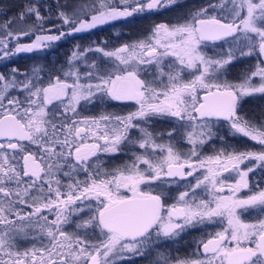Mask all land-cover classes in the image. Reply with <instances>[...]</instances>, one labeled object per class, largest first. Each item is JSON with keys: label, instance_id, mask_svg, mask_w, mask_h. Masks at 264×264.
<instances>
[{"label": "snow or ice", "instance_id": "1", "mask_svg": "<svg viewBox=\"0 0 264 264\" xmlns=\"http://www.w3.org/2000/svg\"><path fill=\"white\" fill-rule=\"evenodd\" d=\"M175 2L119 0L118 6L112 0H92L78 10L60 5L74 10L59 11L58 16L72 32H80ZM225 6H230L228 15L211 14L217 10L222 13ZM26 15L35 16L37 21L45 19L39 7L30 5L18 18L0 26L3 57L46 48L65 35L62 31L60 35L43 34L42 27L17 26V19ZM237 33L244 37L248 49L242 55L264 58V0H221L218 5L200 8L183 23L156 25L148 41L124 44L108 52L98 48L112 58L114 67L100 74L93 64L94 70L84 73L88 83H81L79 70L72 69L64 73L63 80L58 75L50 77L46 86L38 79L18 81L16 69L11 78L0 73V251L8 257L0 258V264H112V257L122 252L141 254L144 242L153 235L175 237L189 226L216 218L226 219L227 226L201 242L202 258L161 254L158 264H264V219L244 223L237 213L238 209L264 208V189L247 198L237 197L242 189L249 188L247 177L253 171L240 166L245 161L264 162V151L221 149L203 159L197 152L214 135L213 118L227 121L234 135L264 147V124L257 125L237 113L243 96L264 94V59L242 82L233 83L221 75L234 54L229 51L213 58L201 51L207 42ZM33 36L31 43H21L22 38ZM83 55L73 52L72 60ZM169 57L174 58L178 71L165 64ZM147 65H153L156 72L146 81L140 72L141 66ZM184 70H194V78L183 81ZM257 77L260 83L254 85L252 80ZM18 86L27 93L23 101L9 95V89ZM97 93L115 101H135L138 108L124 116L77 118L80 101H90ZM57 105L63 108L58 110ZM152 116L187 122L192 129L187 133L191 144V150L184 154L187 159L173 144L158 143L161 137L147 128L140 129L139 139L130 141V130L139 127L134 121L147 122ZM167 135L171 138L172 132ZM129 142L142 150L133 154L130 163L110 171L89 170V162L98 158V153H116ZM157 152L163 155L158 157ZM200 169L205 171L203 178L181 192L171 206L165 205L163 193L143 190L142 186L150 187L162 175L184 179ZM78 172H83L85 179L81 180ZM224 173H235L239 179L225 184ZM61 176L67 182H62ZM202 187L210 192L211 199L196 198L195 190ZM225 188L228 195L222 194ZM86 201L89 205L94 202V214L76 227L84 232L98 230L103 238L96 242L64 230L73 215L89 206ZM25 208L29 210L22 211ZM45 211L54 218L49 220ZM33 221L49 238L50 247L12 251L13 233L23 231V225Z\"/></svg>", "mask_w": 264, "mask_h": 264}, {"label": "rangeland", "instance_id": "2", "mask_svg": "<svg viewBox=\"0 0 264 264\" xmlns=\"http://www.w3.org/2000/svg\"><path fill=\"white\" fill-rule=\"evenodd\" d=\"M207 1V3H205V6L203 7H208L210 4L213 5H218L221 3V0H205ZM92 2V0H83L80 3L76 2L75 4H72V6H74L75 10L79 9L80 5H85V4H90ZM113 3H116L119 6V0H112ZM131 2V0H130ZM167 6V5H165ZM163 6V7H165ZM163 7H160L158 9H161ZM228 7L230 6H225L223 12L221 13V11L219 10V12L223 15H228ZM74 8H66L65 11L71 13ZM202 8V7H201ZM61 11H64L61 10ZM152 11H156L152 10ZM182 11H180L179 13H177V16H181L182 15ZM218 12L216 11L215 13H211V14H217ZM192 14V13H191ZM190 14V15H191ZM190 15L187 17V19L190 17ZM87 18V17H85ZM177 18L171 19V22H159V23H155L153 24L148 30V33H146L144 36H142L141 38L138 39L139 41H148L149 38L152 36L153 30L155 28L156 25L164 23V24H168V25H173V24H177V23H183L185 20L183 21H179L176 20ZM9 19H7L5 21V23L7 21H9ZM22 25H20L21 23L17 24V26H32V27H42L44 29L43 26H40L39 23H31V22H27L26 17L23 18L22 20ZM58 21L59 26H61V31L65 33V35H67L68 33H72L71 28L69 25H65L62 23L61 19L58 17V15L54 16V18H52V20L50 21L52 23V29L54 31H52V35H60V30L57 31V29H60V27H56L54 25V23ZM42 22V21H40ZM5 23H0V26L4 25ZM57 24V23H56ZM51 25V24H50ZM47 28H50L47 27ZM65 28V29H64ZM45 30V29H44ZM76 33V32H75ZM37 34H41L39 31L37 32ZM43 34H49L47 30L44 31ZM65 35H63L59 40H62L65 37ZM33 38H35L33 36ZM58 41V40H57ZM137 42H134V44ZM9 47H12V45H9ZM121 47V46H120ZM98 48H102L104 49L105 52L108 51H113L119 47H109L107 45L103 46V45H99L97 47H84V48H77V46L74 47H70L69 51L67 53V55L61 59V61H59L61 64L57 65L58 67V76H60V78L63 80L65 79L64 73L68 72L70 69L72 70H79V73L82 77L81 79V83H88L89 81L84 78V73L89 72V71H93V64H95L96 66V70H98L100 72V74H103L104 71H112L113 67H114V62L112 60V58L107 57L104 55V53L97 51L96 49ZM46 50V48H44ZM41 51V49H40ZM82 52L84 53V55L79 59V60H72V53L73 52ZM201 51L210 57L213 58H219L221 54H225L229 51H231L234 54V59H236L237 57L242 56V52L243 53H247L248 49L246 47V41L244 39V37L240 34L237 33L235 34V36H229L226 37L224 39L221 40H217L214 42H207L205 46L202 47ZM44 54V55H43ZM20 55H22L21 53L16 54V55H10L8 57H5L6 60H11V63H9L10 65H7V67L5 66L2 70H0V73L4 74L6 78H11L12 75H14L13 73V69L18 70V74H16V79L18 81H23L26 78H32L34 80H39V81H43L44 85L46 86L47 82L49 81L50 77H53V74L56 73L55 70H57V68L55 67L53 70H50L49 67H46L45 65H43V60L45 57V53L44 52H40V57H31L29 58L26 62L24 60V58L20 57ZM246 55V54H245ZM1 57L0 58V63H4V61H2V59H4V57L2 56L1 53ZM39 58L40 62H39ZM233 59V60H234ZM258 59L260 61H255L253 63V66L251 68V70H249V72L245 75H250L251 71L255 70V66L258 63H261V60L264 58L258 57ZM24 61V62H22ZM16 62V63H15ZM17 63H23V64H27V66L21 68L19 64ZM41 63V64H40ZM165 64H172L173 65V71H178L179 69L175 67V61L174 58L169 57L165 60ZM261 66H264V64H262ZM34 70H38V72H36L34 74ZM165 71H168V68H165ZM156 72V68L153 65H147V66H141V79H145L150 80L148 77L152 76V78H154ZM194 70H184L181 72V79L185 82L190 81L191 79L194 78ZM198 74V73H196ZM242 77L239 81H231L228 80L229 82H233V83H240L243 81V79L245 78ZM221 79H226L225 76H223V74L221 75ZM68 82L72 83V79L69 77L68 78ZM95 81H93L94 83ZM252 83L254 85H259L260 80L259 78H253ZM200 93H202V90L200 91ZM199 93V94H200ZM9 95L13 96V97H19V99L22 101V99L24 100L25 96L27 95L26 92H24L19 86L15 89H9ZM95 96H102L100 93H97ZM89 104L91 101L89 100H81L79 105L77 106V113L79 114L80 118L82 114V107L86 106V103ZM129 106L131 107L130 110L128 111H124L122 114H118L120 116H124L127 115L128 113L134 112L137 110L138 105L136 104V102H133L131 104H129ZM51 107V106H50ZM63 108V105H57V109L60 110ZM84 117H90V115H85ZM162 117L163 119H165V121L169 124L165 135H163L162 137L160 136V134L158 135V137H161L157 142L158 143H171L175 146V149L182 155V158L187 159L186 156H184L185 153H188L191 150V144L189 143L188 139H187V133L189 131H191L192 129L189 127V125L187 124L186 121H180L174 117L171 116H152L150 118H148L147 122L144 121H134V123H138L139 127L138 128H133L130 131H134L133 134H129V138L130 141L133 140H137L140 138L141 136V132L140 129L141 128H147L149 131H156L153 127L152 129V125H153V120L155 118H160ZM162 121V120H161ZM214 123V122H213ZM260 125V124H259ZM219 126H223L225 127V130L228 131L229 134L234 135L230 129V126L228 124L227 121L222 120L219 122ZM174 130V131H173ZM182 132V135L177 134V137H173L175 139L169 138V136L167 135V133L169 132ZM130 133V132H129ZM221 139H217V141H220ZM208 142V141H207ZM205 142L203 145L199 146L197 148V152L199 154V158L203 159L205 157L208 156H213L215 155L217 152H219L221 149L225 150V151H233L231 150L232 148H228L226 149L225 147H220L219 143L216 146H212L209 149H202V147L207 143ZM261 146V145H259ZM256 149V148H255ZM238 150V151H251V152H260V151H264V147L260 150ZM118 152H122L121 153V157H122V161H121V166H123L125 163H130L131 162V158L133 156L134 153L136 154H141L142 150L139 149L138 145H134L132 143H125L122 144L120 146V150ZM106 155H108L107 153H105ZM156 156L160 157L163 155V153H159L157 152L155 154ZM105 159V157H104ZM195 159V158H193ZM242 170H247V168H252L253 171L249 172L248 174V182H249V188L247 189H242L238 194L237 197L238 198H247V196L253 194L254 192L264 189V162H256V161H245L244 164H242L241 166ZM188 169H185V171H187ZM205 174V171L203 169L198 170L196 173L193 174V176H188L185 177L184 179H179V178H167V179H163L166 183H170V187H172V191H171V195L173 196L174 194V198L173 200H170L169 203H171V205L176 204L178 197L180 195L181 192L184 191H188L189 190V186L190 185H194L196 183L197 179H202L203 175ZM258 175H261V179L258 180ZM163 178V175H162ZM223 179L225 184H234L236 182L237 179H239V177L235 174V173H224L223 174ZM162 182V179L160 180ZM223 195H228V189L225 188V191L222 193ZM195 195L196 198L199 199H211L210 196V192L205 190L203 187L196 189L195 190ZM94 203V202H93ZM95 205V204H94ZM237 213L241 219L242 222L244 223H257L259 220L264 219V208H261L259 206L257 207H249L246 209H238ZM227 226V222L226 219L223 218H216L211 222H204V223H198V224H194L192 226H189L187 228L184 229L185 230H189V229H197V230H201V233L199 234V236L202 235L201 238L195 239V237H193V241H206L207 239L211 238L212 235H214L217 232L223 231V229ZM24 230L19 232V233H13V235L15 236H22L24 233H31V229L29 227H27V224L23 225ZM33 228V227H32ZM100 233H96L94 235V239H90L91 242H94V240L99 239ZM102 236V235H101ZM103 238V237H102ZM159 240L157 239L155 242L153 243H148V241H145L143 244V247L140 250V253L144 255V253L147 251V247L150 245H153V248L155 250H157L159 252V248L155 246V244L158 242ZM152 249V250H154ZM12 251H16L15 248H12ZM202 252V251H200ZM133 254L136 253H132V252H122L119 255L113 256V257H130ZM140 254V255H141ZM188 259H198V258H202L201 257V253L200 255L197 256H192V258L187 257Z\"/></svg>", "mask_w": 264, "mask_h": 264}, {"label": "trees", "instance_id": "3", "mask_svg": "<svg viewBox=\"0 0 264 264\" xmlns=\"http://www.w3.org/2000/svg\"><path fill=\"white\" fill-rule=\"evenodd\" d=\"M81 1L83 0H0V23H5V21L9 18L10 20L13 18H18L20 13L24 12L28 6L32 5L40 8L41 15L45 17V19L44 21L40 22L37 21L35 16L26 15L25 17L27 22L29 21L31 23H39L40 26H43L44 29L47 30L49 34H51L54 30L51 28L52 23L50 21L52 18H54V16L58 15L59 11L63 9L65 11L66 9L61 8L60 5H72L76 2L80 3ZM205 3H207L205 0H176L175 3L167 5L161 9H156V11L133 13L131 16L110 21L93 29L76 33L72 32L70 34L68 33L65 35L66 38L52 42L46 47V50L43 48L44 51L42 52L45 53V57L42 64L46 67L51 66L50 68L52 69L56 67V71H58L57 65L61 64L59 61H61V59L67 55L69 48L74 46H77V48L81 49L88 46L97 47L99 45H107L109 47H120L124 44L132 45L134 42H138L139 38L148 33V29L153 24L159 22H171V19L174 18H177L176 20L179 19V21H183L187 19L191 13L193 14L201 7L205 6ZM182 10V15L177 16L176 14ZM217 12L218 13L215 15H221L219 10H217ZM19 23L22 25V21L17 19V24ZM54 25L57 28L60 27L59 30L61 31V26H59V23H54ZM49 26L50 28H47ZM33 39V37H24L21 39V43H31ZM37 56L40 57V52L28 54L27 56L20 55L21 58H24L25 62L29 58H34ZM0 58H2L1 53ZM40 59L41 58L38 59L39 62ZM257 60L260 61L256 54L242 55L232 60V62L227 65L226 70L223 71L222 74L227 80L239 81L249 72V70H251L253 63ZM2 61H4V63H0V70H2L5 66L7 67V65H10L9 63H11V60H6L5 57L2 59ZM17 64L20 65V63ZM25 66H27V64L21 63L20 65L21 68ZM151 77L152 76L148 78L152 80L153 78L151 79ZM96 111L97 109L94 108L91 109V112L87 110L88 114L90 115L96 114ZM114 111L115 110H110V113ZM237 113L238 115L256 123L257 125L264 124V94L255 93L252 95L243 96L238 101ZM162 119V117L154 119L153 126L156 127V130H164L168 128L169 125L165 120L163 121ZM222 120L223 119H212L211 124L214 135L212 139L203 146V149H209L212 146H216L218 143L221 148H232L231 150H253L255 148V150H260L263 148L262 146H259L258 143L251 141L248 138L229 134L228 131L225 130V127L219 126V122ZM182 133L183 131H176V133L172 132L171 138L175 139L173 137H177V134L182 135ZM217 139L221 140L217 141ZM195 232L196 229L185 230L183 233L185 241H192L194 235L196 234ZM30 236V233H24L22 236L13 235L12 244L15 250L21 253L24 251H29L30 247L24 246L23 243L25 241H29ZM0 258L5 260L8 259V257L5 255L0 256Z\"/></svg>", "mask_w": 264, "mask_h": 264}, {"label": "flooded vegetation", "instance_id": "4", "mask_svg": "<svg viewBox=\"0 0 264 264\" xmlns=\"http://www.w3.org/2000/svg\"><path fill=\"white\" fill-rule=\"evenodd\" d=\"M55 23H58V21H56ZM51 28H52V25H51ZM42 51H44L43 48L41 49V51L36 50L33 52L21 53V54L24 56H27L28 54H32L35 52H42ZM48 67L50 68L51 66H48ZM50 70H53V69L50 68ZM57 75H58V71H56V73L53 74V77H55ZM22 101H23V99H22ZM90 101L91 102L89 104H87V102H86L85 103L86 106L82 107L83 112L81 115H83V116H81V117H84L85 115H90V114H88L87 110H89L91 112L92 108L97 109V111H96L97 113L94 115H90V118H99L101 115L122 114L124 111H128L131 109L129 104L135 102V101H115L106 95H102L100 97L94 96ZM110 110H115V111L110 113ZM213 119H215V118H213ZM162 120L164 121L165 119H162ZM153 123H154V120H153ZM153 125H152V129H153V127L155 129L156 127ZM165 130H167V129L156 130V131H151V132L153 133L154 136H158L160 134V136L162 137L167 132ZM133 133H134V131H130L129 134L131 135ZM89 142H92V141H89ZM33 150H35V149H33ZM121 153L120 152L107 153L108 155H106L103 152L98 153V158H93L89 162V164H90L89 170L99 168L101 171H105V170L110 171L114 168L120 167L121 161H122ZM104 157H105V159H104ZM64 171H67V168H65ZM77 175L79 176V178L81 180L85 179V174L83 172H78ZM60 179L62 180V182H67L66 178L63 176H61ZM161 179H162V182L160 180L155 181V182H153V184L150 187L149 186H142L143 190L153 191L154 194L163 193V199H164L165 205L171 206V203H169V201L173 200V198L175 197L174 196L175 193L173 194V196H174L173 197L171 195L172 187H170V183H166L163 180V179H167V178L163 177ZM85 204L89 205V202L86 201ZM81 207H84V205H81ZM94 207H95L94 203H91L88 207H84L83 212L73 215L71 217V222L68 225L64 226V230L69 232V233L79 234L84 239H87L89 241H91L90 239H92V238L94 239L93 235H95L96 233L99 234L98 230H95V231L90 230V231L84 232L83 230L78 229L76 227V225L78 223H80L82 220L88 219L89 216L94 214V211H93ZM27 210H29V209H26V208L22 209V211H27ZM43 214L45 216H47L49 220L54 218L53 213H49V212L45 211ZM40 223H43V222L41 221ZM27 227H29L32 231L30 233L31 236L29 238V241H25L23 243L24 246L30 247V250H39L41 248L50 247L49 238L46 236V234L44 232L39 230L35 221L28 223ZM183 233H184V231H182L178 236H175V237H161V238H156L155 235H153V237L148 240V243H153L158 239L159 241L155 244V246L159 248V252L153 248V245H151V247L149 245L147 247V251L144 253V255L143 254H141V255L140 254H133L130 257L129 256L128 257H121V258L119 256L116 258L112 257V264H158V261L160 259L161 254H164V255L168 256L169 258H180V259H188L187 257L192 258V256L200 255V253H201L200 251H202V248L200 247L202 241L201 242L200 241L195 242L192 240L190 242H187V241H185V237H183L184 236ZM195 233H196L194 235L195 239L202 237V235L199 236V234L201 233V230L199 231L196 229ZM99 239H102L101 234L99 236ZM99 239H97V240H99ZM94 242H96V239L94 240ZM152 249H154V250H152ZM2 255H4V253L1 251L0 256H2Z\"/></svg>", "mask_w": 264, "mask_h": 264}, {"label": "water", "instance_id": "5", "mask_svg": "<svg viewBox=\"0 0 264 264\" xmlns=\"http://www.w3.org/2000/svg\"><path fill=\"white\" fill-rule=\"evenodd\" d=\"M201 95H203V93Z\"/></svg>", "mask_w": 264, "mask_h": 264}]
</instances>
